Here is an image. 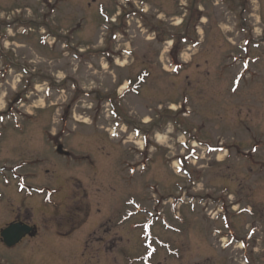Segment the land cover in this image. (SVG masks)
Instances as JSON below:
<instances>
[{
	"label": "rangeland",
	"instance_id": "374dc122",
	"mask_svg": "<svg viewBox=\"0 0 264 264\" xmlns=\"http://www.w3.org/2000/svg\"><path fill=\"white\" fill-rule=\"evenodd\" d=\"M62 1L56 31L69 48L63 42L50 46L52 39L40 46L37 34L26 42L16 37L5 45L18 58L7 74L0 65V112L24 92L21 69L32 87L14 110L30 122L1 126L0 133V227L19 216L38 231L34 241L13 250L14 264H143L142 256L152 250L148 264H238L239 247H227L208 215L219 211L225 190L229 200L242 204L250 196L264 197V0H140L146 2L147 23L160 31L151 35L136 19H123L120 28L127 31L118 39L101 27L117 0ZM0 5L5 24L43 21L45 7L34 0ZM178 20L182 25L175 27ZM166 30L179 33L172 48L164 42L170 38ZM125 50L131 52L127 59ZM174 57L189 64L178 76L168 68ZM143 71L150 76L138 96H122L126 82ZM111 97L122 98L121 111L113 115L106 106ZM171 104L183 109L173 116ZM136 129H144L146 141L133 134ZM60 132L72 158L53 150ZM191 141L199 153L190 166L181 165L178 159L188 152L180 142ZM207 142L223 150L206 153ZM251 148L257 151L246 158L236 155ZM35 190L41 194L32 195ZM240 219L237 237L252 224ZM72 228V234L58 236ZM158 242L168 248L155 253ZM42 243L43 251L30 258L32 247Z\"/></svg>",
	"mask_w": 264,
	"mask_h": 264
},
{
	"label": "flooded vegetation",
	"instance_id": "af4514ba",
	"mask_svg": "<svg viewBox=\"0 0 264 264\" xmlns=\"http://www.w3.org/2000/svg\"><path fill=\"white\" fill-rule=\"evenodd\" d=\"M94 2L95 1H92V3H94ZM46 6H47V4H46ZM18 23H21V22H19L18 19H14V21L11 23L7 22L5 24V22H0V26L4 27L6 25H11V28H13V27L16 28L17 27L16 25ZM248 192H249V189H248ZM246 199L247 200H245L243 204L240 200L236 202V205L234 207L236 209L235 210L236 214H235V217L233 218V222H234V219H237V220H235L234 223L236 224V227L239 228L238 224L241 222L240 217H242V216L248 217L252 221V224L248 225V227L250 229V232H252L253 235H252V241L250 244L246 245L244 243V245L241 248H239L240 254L238 256L239 257V263L238 264H264V197L260 196L256 199L255 197L250 196V198L247 197ZM230 205L231 206L228 207V204L227 203L225 204L224 213H227L230 211V209L232 208V204H230ZM64 208H65V205H64ZM63 215L64 214H62L61 216H63ZM227 218H231V217L227 216ZM15 223L26 225V226L32 228L31 233L28 236H26L21 241V243L25 240L34 241L38 237L37 227L34 226L33 224L29 223V221L27 222L26 220L19 219V216L14 217L6 225L4 224L5 226H3L2 228L0 227V233L2 232V230H4L10 224H15ZM68 223H69V221H68ZM57 224L61 227L62 226L68 227V229L71 226V224H68V226H67V224L62 223V222H58ZM0 225H1V223H0ZM73 229H75V228H72L65 233H61V234L59 233L58 236L59 237H66L70 233L74 232ZM228 234H229L228 232L225 233V235H228ZM259 236H260V238H259ZM257 242L260 243V246L258 248L255 246V245H257ZM18 245L11 247V248H7L4 245V242L0 236V247L5 248L4 250L6 252H8L7 257H4V258L0 254V264H14V263H16V261H15L16 257H15L13 250ZM45 245H46L45 243H42L41 245L32 247L31 252L28 253L30 255V258H31V256H34L33 251L36 253H40L39 251H43L42 247ZM250 246H252L251 247L252 250H251V248L248 249V247H250ZM227 247H229V246H227ZM26 257H27V255H26Z\"/></svg>",
	"mask_w": 264,
	"mask_h": 264
},
{
	"label": "water",
	"instance_id": "95a60500",
	"mask_svg": "<svg viewBox=\"0 0 264 264\" xmlns=\"http://www.w3.org/2000/svg\"><path fill=\"white\" fill-rule=\"evenodd\" d=\"M59 154H64L62 147L57 149ZM31 231L30 228L21 225H11L1 234L4 244L7 247H13L18 244Z\"/></svg>",
	"mask_w": 264,
	"mask_h": 264
},
{
	"label": "bare ground",
	"instance_id": "6f19581e",
	"mask_svg": "<svg viewBox=\"0 0 264 264\" xmlns=\"http://www.w3.org/2000/svg\"><path fill=\"white\" fill-rule=\"evenodd\" d=\"M179 24H180V20H179V21H177L176 25H179ZM145 122H148V121H145Z\"/></svg>",
	"mask_w": 264,
	"mask_h": 264
}]
</instances>
